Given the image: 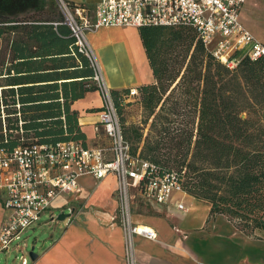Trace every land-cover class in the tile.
I'll use <instances>...</instances> for the list:
<instances>
[{
    "label": "trees",
    "instance_id": "obj_1",
    "mask_svg": "<svg viewBox=\"0 0 264 264\" xmlns=\"http://www.w3.org/2000/svg\"><path fill=\"white\" fill-rule=\"evenodd\" d=\"M6 19L11 17L0 14V21ZM140 36L155 77L154 83L138 88L135 100L143 106L144 124L150 123L146 135L143 127L125 128L122 106L132 101L124 104L120 92L111 90L132 153L166 169L186 168L185 191L210 203V218L224 215L256 236L257 229H264V54L253 59L246 50H235L229 56L235 65L230 66L197 39L191 26H142ZM72 50L93 70L88 58L76 52L74 40ZM40 81L45 82L32 96L36 85L3 90L7 137L0 103V148L85 138L69 104L81 98L82 89L68 95L65 83ZM89 89L97 88L88 83Z\"/></svg>",
    "mask_w": 264,
    "mask_h": 264
},
{
    "label": "crops",
    "instance_id": "obj_2",
    "mask_svg": "<svg viewBox=\"0 0 264 264\" xmlns=\"http://www.w3.org/2000/svg\"><path fill=\"white\" fill-rule=\"evenodd\" d=\"M71 1L82 2L89 7L98 3V0ZM259 8V0H246L241 20L264 43V35L258 31L257 23L250 14ZM0 14L11 17L0 21L1 105H4L1 98L4 89L14 87L17 90L19 85H36L29 93L32 96L39 93L38 84L45 82L40 81L45 79L49 83L57 80L60 86L65 83L68 95L79 93L82 89L81 98L69 100L70 110L77 113L78 125L85 133V138L81 140L90 147L108 145L102 128L97 129L99 111L103 106L101 93L97 89L85 90L88 83L95 86L93 79H87L93 70L86 65L83 56L72 53L74 39L68 25L55 23L62 21V14L47 17H35V12ZM88 40L111 89L121 93L127 88H139L155 82L140 28L105 26L90 32ZM49 67L57 68L60 75L53 71L54 68L41 73ZM19 97L16 93V104L19 103ZM15 106L18 109L20 107ZM19 120L22 121L20 116ZM79 183L77 192L60 195L44 215L47 219L40 221L41 226L47 225L54 230L49 233V244L38 253L35 252L36 258L30 256L28 264H127L124 231L114 220L118 206L115 176L110 174L97 180L86 175L79 178ZM1 193L0 229L9 214L3 206ZM173 197L169 203L149 204L135 194L134 219L140 224L153 226L159 233L156 240L136 238L138 264H264V229H257L256 236L248 235L224 215L210 218L211 205L206 200L181 192H174ZM187 198H190L187 209L177 208L176 200L185 202ZM138 199L150 206L153 212L136 211ZM99 202L101 206L91 208L90 205ZM66 206H70L73 211L62 218L56 217L55 210L63 213ZM62 220L65 222L60 227ZM209 224L216 230L214 233L209 229ZM211 240L226 243L219 261L203 256L199 258L200 244H208Z\"/></svg>",
    "mask_w": 264,
    "mask_h": 264
},
{
    "label": "built area",
    "instance_id": "obj_3",
    "mask_svg": "<svg viewBox=\"0 0 264 264\" xmlns=\"http://www.w3.org/2000/svg\"><path fill=\"white\" fill-rule=\"evenodd\" d=\"M74 39L76 52L82 53L93 69V82L101 93L99 127L108 145L86 146L81 139H68L56 144L19 143L12 149L0 148V192L9 214L0 229V252H24L22 242L27 228L39 224L61 195L77 192L79 178L91 176L101 180L114 175L117 180L118 206L114 220L123 228L127 264H138L136 238L156 240L159 233L151 225L134 219L133 199L137 193L149 204L169 203L174 192L184 188L186 168L166 169L132 153L125 139L120 116L88 34L105 26H191L205 46L224 63L235 50H246L253 59L264 54V44L244 25L241 12L246 0H98L94 7L71 0H55ZM219 37L214 48L210 44ZM140 97L137 87L119 95L122 102ZM19 107V103L16 104ZM1 105L3 131L6 114ZM19 124L22 121L19 120ZM25 141L24 137H21ZM184 210L183 200H176ZM54 218V217H53ZM20 264H28L22 253ZM199 264H211L199 262Z\"/></svg>",
    "mask_w": 264,
    "mask_h": 264
},
{
    "label": "rangeland",
    "instance_id": "obj_4",
    "mask_svg": "<svg viewBox=\"0 0 264 264\" xmlns=\"http://www.w3.org/2000/svg\"><path fill=\"white\" fill-rule=\"evenodd\" d=\"M259 6L261 8H259L258 10H254L250 14L255 23H257L256 27L258 31L264 35V0H259ZM30 12H35V17L58 16L59 14H61L55 0H0V13L15 14ZM219 39L220 38L217 37L215 41L210 44L211 48L215 47ZM261 43L264 44L263 42ZM144 118L145 112L140 101L133 100L131 103H127L122 106V120L127 130L130 127L134 129L143 127L144 134L146 135L149 131L150 123L144 124ZM184 204L186 205V210L187 204L190 205V198L185 199ZM98 205L101 206V203L99 202L97 205L92 204L90 206L91 208H94L98 207ZM71 211H73L72 208L70 206H66L63 210V213L69 214L71 213ZM136 211H145L148 213H152L153 209H151L150 206H147L138 199ZM60 213L61 211L56 209L54 214L56 217H58ZM46 219V216L42 218L43 221H45ZM66 219H68V217ZM64 222L65 220H62V222L60 223V227H62ZM208 227L212 233L216 231L215 229H212L210 227V224ZM53 230L54 228H50L47 225L41 226L40 224H36V226L29 229L27 228V230L23 233L21 240L22 242H24V240L27 241L25 251L17 252L14 250V246H12L9 251L0 252V264H19L21 262L22 253L25 254L30 262V251L33 250L34 252L38 253L42 248L46 247V245L49 244L50 240L49 233ZM220 230L222 233L224 232L222 229ZM224 248H226V243L222 241L220 242L218 240H211L208 244L206 242H203L199 246V258L203 256L205 258H210V260L212 261H219L221 257L220 254H222Z\"/></svg>",
    "mask_w": 264,
    "mask_h": 264
},
{
    "label": "water",
    "instance_id": "obj_5",
    "mask_svg": "<svg viewBox=\"0 0 264 264\" xmlns=\"http://www.w3.org/2000/svg\"><path fill=\"white\" fill-rule=\"evenodd\" d=\"M63 215H68V214L60 213L59 214V218H62ZM30 256H31L32 259L36 258V253L33 250H31L30 251Z\"/></svg>",
    "mask_w": 264,
    "mask_h": 264
}]
</instances>
